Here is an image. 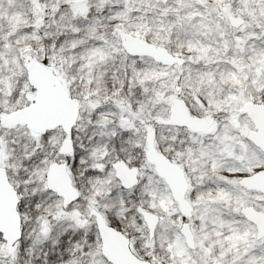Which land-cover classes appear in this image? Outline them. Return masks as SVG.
Here are the masks:
<instances>
[{
	"label": "rangeland",
	"instance_id": "rangeland-1",
	"mask_svg": "<svg viewBox=\"0 0 264 264\" xmlns=\"http://www.w3.org/2000/svg\"><path fill=\"white\" fill-rule=\"evenodd\" d=\"M104 7L109 9V14L97 16ZM224 8L231 16L244 19V25L239 29L231 28ZM90 9H94L95 24L88 30L89 35L96 29L118 37L129 34L166 49L184 64L162 68L157 64L152 66V61L143 58L141 67L134 68L127 77V90L123 75L110 89L108 84L113 83L112 77H108L106 84L102 70L97 69L93 75V61L85 59L87 53H74L71 45L53 51L52 46L46 49L40 43L42 36H58L62 31H70L64 25L83 20ZM0 17L4 21L0 24L3 46L22 50V63L16 57L11 60L15 76L26 77L21 81V95L9 103L10 108L19 104L17 111L32 104L35 93L29 90L25 67L30 61L41 64L47 56V67L56 73L68 96L78 100L79 105L82 102L78 120L81 113L109 104L110 107L98 114L99 119L115 122L135 136L132 146L140 148L139 153H128L120 159L113 152L109 159L91 167L103 171L106 165L116 161L129 166L133 159L140 158L139 167L132 165L131 168L139 171L138 183L146 177L152 187L146 190L145 197L131 205L135 213L122 219L119 230L129 239L131 251L137 258L147 261L141 255L147 247L154 264H232L234 259L259 249L264 239L255 240V226L244 219L240 210L252 207L264 213V196L244 190L239 181L264 170V159L253 151L259 150L247 138L254 130L253 125L242 113L248 103L264 105V0H23V3L0 0ZM53 24L61 27H53ZM27 26L31 27V32L20 31L18 36L8 39L11 33ZM15 86V80L6 82L5 91L10 92ZM25 99L29 101L27 104ZM176 100L185 103L190 116L205 120L212 128L204 134H193L186 129L164 126ZM15 111L0 112V115ZM147 129L154 130L158 151L184 173L188 184L185 197L192 207L189 218L180 215L167 185L145 161ZM41 135L33 136L38 139ZM233 162L242 163L237 167ZM53 163L66 162L51 159L46 172ZM7 167L11 169L7 172L9 181L16 190L26 182L17 176L19 162ZM67 168L74 186L73 173ZM115 181L111 167L103 177L92 178L85 189L90 196V215L97 207L109 206L102 198L99 202L95 198L102 197L101 189L106 192ZM23 194L18 193L19 199ZM98 212L109 225L104 212ZM123 212L122 207L118 218L123 217ZM142 212H151L159 218L151 240ZM183 223L189 225L193 234V251L187 249L179 233ZM140 238V249L134 248V242ZM153 247L156 255H152Z\"/></svg>",
	"mask_w": 264,
	"mask_h": 264
},
{
	"label": "snow or ice",
	"instance_id": "snow-or-ice-1",
	"mask_svg": "<svg viewBox=\"0 0 264 264\" xmlns=\"http://www.w3.org/2000/svg\"><path fill=\"white\" fill-rule=\"evenodd\" d=\"M23 3V0H21ZM94 9H90L89 15L83 20H75L72 25L64 27L70 31H62L58 36L45 35L40 38V43L52 50L65 48L71 45L74 53H87L85 59L93 61L92 73L97 69L104 73L103 80L107 84L108 77H112L111 89L115 80L124 76V89L129 87L127 77L132 74L134 68L141 67L142 57L130 55L122 49L119 37L113 33L96 29L89 35L95 21L92 19ZM109 9L104 7L97 13L99 17H106ZM55 20V16L53 17ZM4 23L0 17V24ZM103 23V20H101ZM59 28L61 25L53 24ZM20 31L31 32V27L18 29L11 33L8 39L18 36ZM39 36V32L37 33ZM4 41L0 40V112L15 111L21 105L9 107L21 95L19 89L25 76L14 75L15 66L11 63L16 57L23 62L20 51L14 46L5 48ZM115 49V50H114ZM44 64L48 63L45 56ZM83 63V60L80 61ZM123 65V68L121 67ZM16 81V86L10 92L5 91V83ZM91 86V85H90ZM29 90L34 87L29 85ZM139 93V88L135 89ZM29 101L24 100L27 104ZM109 104L93 108L90 112L81 113V119L77 120L70 129L65 132L62 127L45 131L39 138H34L28 126L22 122L14 124H0V146L6 154L0 158L5 165V171L11 169L7 165H15L19 162L17 176L22 182L16 189L17 193H24L18 202L17 211L21 214L20 235L9 242V238L0 230V264H111L107 256L100 251L98 245L101 242L99 229L95 221V215L89 214V187L94 177H103L111 167L106 165L103 171L91 167L94 163H103L115 153L116 158H124L128 153L135 155L141 150L132 146L135 139L131 130L120 128L115 122L107 123L99 119L98 114ZM87 117V118H85ZM67 136L71 141V155L60 151L61 144ZM256 151L260 158L264 159V151ZM105 153L100 157V153ZM95 153V155H94ZM57 162L63 160L73 173L74 186L80 190L67 204L62 203L63 197L47 186L46 167L49 160ZM227 163V162H226ZM242 162H233L239 166ZM140 158L133 159L129 167H139ZM100 188V185L96 186ZM152 184L146 177L139 183L125 187L118 180L114 186L110 184L106 192L101 189L102 197L97 196V202L103 199L104 204L109 205L103 209L97 207V211H103L109 221V226L121 229L122 219H127L135 213L131 207L147 195ZM195 190L193 191L194 194ZM124 209L123 217L118 218L121 209ZM75 209V211H74ZM139 236L138 233H134ZM142 238L137 239L133 247L140 249ZM148 248L141 251V255L149 264H154L152 256L148 255ZM153 247L152 255H156ZM232 264H264V241L256 252L247 253L232 261Z\"/></svg>",
	"mask_w": 264,
	"mask_h": 264
},
{
	"label": "water",
	"instance_id": "water-1",
	"mask_svg": "<svg viewBox=\"0 0 264 264\" xmlns=\"http://www.w3.org/2000/svg\"><path fill=\"white\" fill-rule=\"evenodd\" d=\"M225 12L226 10L223 9ZM229 25L238 29L244 23L241 17H229ZM122 49L130 55L148 58L162 67H181L184 61L173 56L166 49L150 44L129 34H120ZM27 82L34 87L32 104L19 109L9 115H0V124H26L33 135L43 134L50 129L62 127L67 132L78 120L79 101L68 96L63 84L56 74L48 67L36 61H30L26 67ZM242 113L250 120L254 130L248 134L249 142L259 151H264V105L246 104ZM166 127L186 129L193 134H204L210 129V124L203 119L190 116L185 103L176 100L171 108L168 121L163 123ZM60 151L69 155L72 153L71 141L65 136ZM145 161L153 167L156 176L167 185L172 200L176 203L179 213L189 218L192 207L186 201L188 184L183 171L165 155L160 153L155 145V133L152 129L146 130ZM116 180L125 187L138 183L139 171L129 167L123 161H116L111 165ZM47 186L63 197L62 203L67 204L80 195L74 188L68 173L66 163H53L47 170ZM239 185L246 191L257 192L264 196V170L251 176L242 178ZM19 196L9 181L5 168H0V230L9 238V242L20 235L21 217L17 211ZM102 237L99 249L111 264H149L137 258L131 251L129 239L120 231L110 227L101 213L91 210ZM246 221L255 226L256 241L264 239V213L252 207L240 210ZM142 221L148 232V239L153 238L159 218L151 212L141 213ZM185 246L190 251L195 249L194 237L187 223L179 229Z\"/></svg>",
	"mask_w": 264,
	"mask_h": 264
},
{
	"label": "trees",
	"instance_id": "trees-1",
	"mask_svg": "<svg viewBox=\"0 0 264 264\" xmlns=\"http://www.w3.org/2000/svg\"><path fill=\"white\" fill-rule=\"evenodd\" d=\"M42 65H44V66H47L46 64H44V63H41ZM51 70H53V69H51ZM121 104V103H120ZM80 105L82 106V102L80 103ZM96 105V104H95ZM6 156V154L4 153V151H3V147L2 146H0V158H2V157H5ZM2 167H5V165H4V163H3V160H0V168H2Z\"/></svg>",
	"mask_w": 264,
	"mask_h": 264
},
{
	"label": "flooded vegetation",
	"instance_id": "flooded-vegetation-1",
	"mask_svg": "<svg viewBox=\"0 0 264 264\" xmlns=\"http://www.w3.org/2000/svg\"><path fill=\"white\" fill-rule=\"evenodd\" d=\"M224 15L226 16V18H228V16H231L227 10L224 12ZM244 23H245V20H244Z\"/></svg>",
	"mask_w": 264,
	"mask_h": 264
},
{
	"label": "built area",
	"instance_id": "built-area-1",
	"mask_svg": "<svg viewBox=\"0 0 264 264\" xmlns=\"http://www.w3.org/2000/svg\"><path fill=\"white\" fill-rule=\"evenodd\" d=\"M17 74L16 72H14V75Z\"/></svg>",
	"mask_w": 264,
	"mask_h": 264
}]
</instances>
